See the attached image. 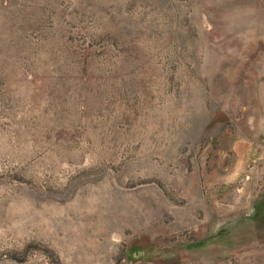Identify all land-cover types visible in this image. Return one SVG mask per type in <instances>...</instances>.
Here are the masks:
<instances>
[{"label":"rangeland","instance_id":"obj_1","mask_svg":"<svg viewBox=\"0 0 264 264\" xmlns=\"http://www.w3.org/2000/svg\"><path fill=\"white\" fill-rule=\"evenodd\" d=\"M0 264H264V0H0Z\"/></svg>","mask_w":264,"mask_h":264}]
</instances>
